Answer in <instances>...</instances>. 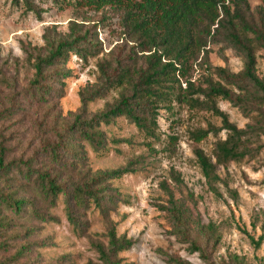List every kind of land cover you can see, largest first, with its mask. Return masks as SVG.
Masks as SVG:
<instances>
[{
	"label": "rangeland",
	"instance_id": "rangeland-1",
	"mask_svg": "<svg viewBox=\"0 0 264 264\" xmlns=\"http://www.w3.org/2000/svg\"><path fill=\"white\" fill-rule=\"evenodd\" d=\"M248 2L252 9L264 8L262 0ZM106 12L74 8L63 0H0V112L9 110L7 119L0 118V147L9 163L0 169V191L7 197L0 199V264H101L93 243L107 245L111 229L132 241L129 249L117 254V264H166V254L190 264H264V239L256 247L247 235L257 239L264 228V108L259 105H250L247 112L224 99L215 100L230 124L254 133L259 142L253 147L262 145L253 157L216 168L220 177L216 194L203 177L194 150L201 149L214 162L215 144L228 130L211 111L180 104L160 111L153 134L118 116L99 125L101 150L71 139L91 173L128 164L133 168L105 184L103 191L110 199H104V210L94 203L79 209L76 227L67 220L62 195L51 205L37 194L33 178L27 180L24 161L30 160L33 167L46 162L43 155L30 157L49 134L68 128L77 116L85 119L104 110L119 96L118 88L92 96L101 85L99 63L108 59L120 38L117 21ZM72 23L88 29L96 49L85 58L70 52L49 69L54 88L42 101L28 92L34 73L31 55L46 52V39L66 38ZM242 66V56L216 36L191 79L198 83L212 67L236 73ZM255 72L264 80L261 50L256 52ZM89 94L92 98L87 100L84 96ZM197 129L208 131L199 142L192 137ZM171 172L179 174L181 184L170 178ZM61 177L62 182L76 181L78 172ZM168 191L188 209L191 236L197 233L196 226L216 225L220 240L214 248H206L199 239L207 261L173 234L174 223L165 210ZM16 201L22 202L20 209Z\"/></svg>",
	"mask_w": 264,
	"mask_h": 264
},
{
	"label": "trees",
	"instance_id": "trees-1",
	"mask_svg": "<svg viewBox=\"0 0 264 264\" xmlns=\"http://www.w3.org/2000/svg\"><path fill=\"white\" fill-rule=\"evenodd\" d=\"M63 3L95 12L107 13L108 10L109 16L117 21L121 29L119 42L109 50L108 59L99 63L101 85L91 93L94 96L102 89L118 88L117 100L88 118L75 117L73 123L60 133L49 134L40 151L30 157L34 160L39 155L46 157L41 166L33 167L30 160L24 161V175L27 180L33 178V187L42 199L54 205L59 195L63 196L67 220L74 227L78 226L79 209L86 210L94 203L100 211L104 210V199H110L103 191L105 184L133 170L128 164L117 170L91 173L83 154L78 148H72L71 139L77 138L87 142L94 150H101L103 140L98 129L101 123L108 124L114 118L123 116L144 133L153 134L160 111H172L174 104L205 109L221 117L228 131L226 137L215 144V161L201 149L194 150L196 163L215 194V185L220 181L216 172L218 166L253 157L262 148L260 144L252 146L259 141L249 128L238 129L228 122L215 100L224 99L247 112L250 105L264 108V80L255 72L256 52L261 50L264 57L263 7L252 9L248 0H63ZM69 29L66 38L57 41L46 39V52L37 50L31 55L34 73L28 92L36 94L42 101L54 88L48 80L49 69L62 62L70 52L85 58L92 49H96L88 29L82 30L77 23H72ZM216 36H222L242 56L243 66L236 73L226 67H212L201 81L195 83L191 79L192 72L197 65L202 67L206 46ZM59 74L60 71L55 80H60ZM250 89H253L252 92ZM91 94L84 97L89 100ZM8 113L9 110L0 112V118L7 119ZM207 135V130L192 132L195 142ZM4 151L0 147V169L9 164L5 162ZM73 171L78 172L76 181H61L62 174L69 177ZM170 178L181 184L177 172H171ZM168 194L165 210L174 223L173 234L189 243V248L198 251L207 261L204 246L214 248L220 240L216 225L196 226L197 233L191 236L188 209L181 200L173 199L170 191ZM6 198L0 191V199ZM21 204L16 201L18 209ZM262 230L257 239L247 233L256 247L264 239V228ZM107 237V245L96 242L93 247L101 264H117V254L129 249L132 241L117 236L113 229ZM199 239L205 242L204 246ZM165 263L190 264L167 254Z\"/></svg>",
	"mask_w": 264,
	"mask_h": 264
}]
</instances>
